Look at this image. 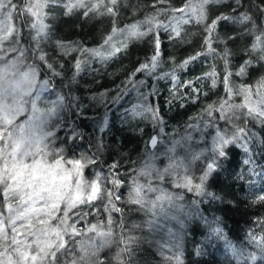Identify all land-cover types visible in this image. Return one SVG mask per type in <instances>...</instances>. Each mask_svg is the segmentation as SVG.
Segmentation results:
<instances>
[{
	"label": "snow or ice",
	"instance_id": "6c2138e0",
	"mask_svg": "<svg viewBox=\"0 0 264 264\" xmlns=\"http://www.w3.org/2000/svg\"><path fill=\"white\" fill-rule=\"evenodd\" d=\"M121 5L138 10L127 0H0V264H86L92 254L90 249L95 245L91 238H84L82 226L89 216L100 215L97 201L104 205L109 227L107 231H100L98 225L93 224L87 228V232L95 233L105 244L110 243L108 238L112 236L113 214L121 215L119 227L121 230L125 227L123 204L135 205V210L150 214V218L144 222L149 230L157 226L159 216L177 221L182 227L183 222L178 221L176 215H169L165 204L182 212L184 197L154 186L150 179L141 183V178L155 175V179L164 182L175 173V187L186 189L196 196L220 199L214 193L206 192V183L218 169L220 159L228 156L227 149L233 144L239 145L247 154L253 135L249 122L264 126V76L256 81L254 87L244 83L237 87L233 83L234 76L243 78L264 69V26L257 23L249 10L241 11L244 0H179V3L176 0H151L148 5L151 14L124 27L118 25ZM212 5H227L231 11L209 16L208 8ZM57 8H63L65 15L80 12L85 19L111 17L113 26L110 34L100 47L93 48L75 42L52 41L47 21L54 18L53 12ZM249 9H255L260 17H264V3L252 0ZM194 21L198 26L202 25L198 33L200 51L182 62L172 57L171 70L158 72L166 64L162 56L160 33L167 34V39L174 45L189 43L191 41L186 39L188 33L185 26ZM225 25L236 26L232 32L237 34L221 36L220 29ZM241 28L243 31L238 32ZM145 37L148 38L152 54L146 56L131 72L132 78L125 81L126 85L138 91L139 96V103L129 109L128 116L131 119L149 120L161 131L164 126L163 114L149 103L150 96L157 94L156 90L153 87L150 92H140V88L148 85L145 79H134L137 74L156 80L169 79L175 91L179 83L178 71L209 57H219L223 61L222 75L218 74L219 70L213 64L195 81L183 85L191 88L197 94V99L201 89L196 88L195 84L201 81H211L212 88L219 82L224 88L223 98L209 105L198 123L191 125L213 130L210 155L200 152L193 157L195 161H204L199 176L192 174L188 166L183 174L176 172L177 164L171 159L172 162L162 172L155 170L153 173L149 162L131 173L127 170L122 173V162L113 161L105 165L97 159L102 143L96 144V153L92 155L68 158L60 144H67L69 140L75 143L82 134L63 120L55 121L54 131L49 129L39 134L44 123L51 120L59 108L67 107L83 116L85 107L76 96L57 93L54 100L45 99L44 93L49 91L52 80H38L40 69L46 68L44 75L50 74L51 77L63 75L45 51L46 43H54L65 56L79 53L73 63L72 79L75 81L76 76L93 60L107 62L126 51L129 40H143ZM245 37L251 38L250 46L244 49L249 58L243 60L233 72L228 42ZM220 44L222 48H218ZM254 63H259L260 69L254 68ZM127 90L125 87L124 91ZM117 92L123 95L119 88ZM105 95L100 93L99 98L102 100ZM238 96L242 97L243 102H235ZM92 99L98 100V97L93 96ZM220 121H223L222 125ZM107 127L106 115L97 120L100 133H104ZM149 143L155 147L157 137L151 136ZM177 144L179 141H175L168 151L175 152ZM244 163L253 164L254 161L249 157ZM97 166L99 170L87 178L85 170ZM129 178V194L127 198H122L120 189ZM261 192L264 193V189ZM148 193L155 194L154 198H149ZM121 200V206H117ZM192 203L195 205L198 201ZM253 203H264V194L256 196ZM257 224L260 233L250 231L248 240L264 256V219L258 220ZM137 226L133 223L131 227ZM169 233L172 234L171 229ZM211 233L226 239L219 226L211 228ZM133 240L131 235L121 238L120 243L125 247L117 254V260H120L122 253H127L128 244ZM229 248L234 255H238L242 264L256 260L254 253L244 255L242 250L237 253L231 244ZM196 254H200L199 249ZM182 255L179 250L173 251L167 258L169 264H183Z\"/></svg>",
	"mask_w": 264,
	"mask_h": 264
},
{
	"label": "trees",
	"instance_id": "16d2710c",
	"mask_svg": "<svg viewBox=\"0 0 264 264\" xmlns=\"http://www.w3.org/2000/svg\"><path fill=\"white\" fill-rule=\"evenodd\" d=\"M251 2L252 0H244V8L241 11L249 10L257 23L264 26V17H260L255 9H249ZM256 2L264 3V0H256ZM127 3L135 5L138 10L121 5L119 27H124L140 19L143 20L146 15L151 14V9L148 7L151 0H127ZM176 3H179V0H176ZM227 8V5L209 6L208 15L214 16L222 11H231ZM53 17L47 21L51 28L52 41L75 42L87 48L100 47L113 26L111 17L97 16L85 19L80 12L65 15L63 8L55 9ZM233 27L236 26L225 25L220 29V35L237 34L232 32ZM185 28L188 39L194 30H202V25L198 26L194 21L192 24L186 25ZM239 31H243V29H238ZM160 35L162 49H165L167 45H173L167 39V34L160 33ZM190 41L189 44L193 42ZM250 44L251 38L249 37L228 42V47L232 53L231 70L233 72L239 68L243 60L249 58L244 49ZM44 47L52 62L56 64L57 70L63 73L61 77L47 75L52 80L54 90H61L66 96L79 97V102L85 106L83 116L77 115L74 110L70 111L67 107H63L59 120L71 124L82 134L77 137L75 143L69 140V143L66 144L67 147H65L66 150L68 148L79 150L80 148L86 155H92L96 153V144L102 143L103 147L97 155V159L105 165L113 161H120L125 164V162L130 163L135 160L136 165L133 170L149 162L153 172L159 170L158 167L166 162L163 154L170 144H173L172 142L176 141L178 136L185 134L190 125L198 122L209 105L214 104L224 96L223 85L219 82L215 88H212L211 81H201L195 84L196 88L201 89L198 99L197 94L191 88L183 86L188 81H195L196 77L209 71L210 65L213 64L219 70L218 74L222 75L224 66L219 57L203 59L185 70L178 71L179 83L175 91L169 79L156 80L138 73L134 79H145L148 85V87H144L142 92H150L153 87L156 90L157 94L150 96L149 103L163 114L164 126L161 131L149 120L131 119L128 116L129 109L139 101L133 98L132 87L126 85L125 81L132 78L131 72L151 53L152 49L147 37L143 40H129L127 50L117 54L107 62L101 63L98 60H93L89 66L85 67L84 71L76 76L75 81L72 79L74 75L73 63L74 57L78 56L79 53H70L65 56L62 54V50L55 47L54 43H46ZM222 47V44L218 45V48ZM198 51H200V46L195 50V53ZM253 67L260 69V64L254 63ZM170 70L171 66L166 69H158V72ZM40 71L41 76H43L47 69L42 68ZM262 76H264V69L243 78L234 76L233 83L237 87L241 83L254 87L256 81ZM125 87H127V91H124ZM118 88L120 92H123L122 96L117 92ZM100 93H106L102 100L99 98ZM93 96H97L98 100H93ZM118 96L119 99H117ZM238 98L239 96L235 98V101ZM107 111L109 112V117L106 115L108 127L104 133H100L97 129V120L102 119ZM173 111H176L175 115ZM188 111L195 119L190 123L181 125L178 120ZM165 115L167 118L164 119ZM249 128L253 134L252 140L248 144L249 152L246 154L244 149L236 144L229 146L227 149L228 156L220 159L218 169L212 173L206 183V192H212L220 199H211L210 197L200 199V196H196L187 190L183 193L181 188H172L167 183L169 178H166L164 182L158 181L153 176L147 178L154 186L169 190L172 194L183 196L182 202L190 207L199 208L201 205H206V212L200 213V211L194 210L186 214L183 213L184 215L180 219L183 226H175V233L167 235L162 230L155 229L156 227L149 230L144 225V222L150 218V214L146 215L143 210H135L137 208L135 205L123 204L125 210L123 217L125 227L123 230L119 227L121 215L115 213L113 214L114 223L111 225L112 236L108 238L110 243L105 244L102 240H95V238L92 240L95 247L90 249V252L99 251L96 255V261L100 262L99 264H122V262L123 264H152L153 262V264L155 262L157 264L158 261L159 264H167L169 263L167 258L171 256L172 252L179 250L185 258H183V264H242L238 255L235 259L236 255L229 248V244L236 248L237 253L240 250L244 251L241 249L243 246L248 249L256 248L249 243L248 235L250 231L259 234L257 230L260 227L257 221L264 219V206L250 205L245 201L248 196L254 198L264 194L261 192V189H264V126L249 122ZM155 134L160 137V142L151 151L146 146L145 141ZM145 149L149 153L146 155L145 161L140 164L138 161L141 152ZM69 153L72 152L69 151ZM249 157L254 161L253 164L244 163V160ZM88 170L98 171L99 167H90ZM104 170L106 171V167ZM191 173L194 174V171L191 170ZM231 175L233 176L231 177ZM130 184L131 178L120 189L122 198H127L129 194L128 185ZM109 187L111 186L109 185ZM154 195L148 193L149 198H154ZM194 200L198 201L195 205L192 203ZM122 202V200L118 201L117 206H121ZM96 203L101 209L100 215H91L87 218V222L82 226V231L85 232L84 238L93 236L94 233L87 232V228L93 224H97L99 230H101L100 227H109L107 224L108 214L103 211V203L100 201ZM94 210L93 212H95ZM206 221L211 222V224L206 223ZM133 223L138 226L132 228ZM217 226L223 230V236H226V239L211 233V228ZM129 235L134 237V240L128 244L127 253H122L120 260H117V254L121 253V249L125 247L124 244L120 243V240ZM98 242L102 243L101 246ZM76 247L79 251V244ZM197 248L200 251L199 255L196 254ZM166 253H169L167 258L163 256ZM89 264H94V262L89 261ZM249 264H264V261L258 260L256 263L249 261Z\"/></svg>",
	"mask_w": 264,
	"mask_h": 264
},
{
	"label": "rangeland",
	"instance_id": "374dc122",
	"mask_svg": "<svg viewBox=\"0 0 264 264\" xmlns=\"http://www.w3.org/2000/svg\"><path fill=\"white\" fill-rule=\"evenodd\" d=\"M133 23H136V22H133ZM200 31L201 30H196V31L194 30V32L191 33V36H189L188 39L186 38L187 40H192L193 41L191 44L184 43V44L174 45L172 43L173 45L165 46V49L163 48L162 56H163L164 61H166V64H165L164 67H162L160 69H163V68L166 69L167 67H170L171 66V58L172 57H174L177 60V62H179V61H182L187 56L192 55L193 53H195V50L199 48L200 43H201L200 36L198 35V33ZM132 40H135V39H131V41ZM187 44H189V45H187ZM188 46H190V47H188ZM151 54H152V51H151V53H149V56ZM40 75H41V71H40ZM41 78L49 79V77L47 75H44V74H43V76H41ZM38 80H40V79L38 78ZM144 89L145 88L142 87V88L139 89V91L142 92V90H144ZM131 90H132V92L134 94L133 98L137 99L139 101L138 91L135 88H133V87H132ZM57 93L62 94L61 92H59V90H57V89L54 90V88H53V86L51 84L50 87H49V91L44 93V97H45V99L51 101V100L55 99V96H56ZM235 102L236 103L243 102L242 101V97H239ZM62 110H63V108H59L57 110L56 115L51 120H49V121L44 123V125L42 126V128L39 131V134H43V133L47 132L49 129L54 131L53 125H54L55 121L59 120V118L61 117L62 112H63ZM176 111H173L174 113L173 112H170V113L171 114L173 113L175 115ZM107 113H108V111H107ZM168 115H170V114L168 113ZM165 118H167L166 115H165L164 119ZM194 119H195V117L191 114L190 111H188L184 115L181 116V119L178 120V122L181 125H184V124L190 123ZM194 123H198V122H194ZM220 124L222 125L223 121H220ZM189 127L190 128L187 130V132L185 134L180 135V136L177 137L176 141H179V144L176 145V151L175 152H169L168 151L169 148H171L173 146V144H170V146L166 149L165 153L163 154V157L166 158L165 159L166 162L163 165H160L158 167L161 172L169 165L170 162L173 161V162H176V164H177L176 172H179V173L183 174V172L185 170V167L188 166L189 170L190 171L191 170L194 171V174L196 176L200 175V168L203 166L204 161H203V159H201L200 161H195L193 159V157L196 154H199L200 152H204L205 155H210L209 149L211 148L213 130L211 128L204 129L202 127H196V126H193V128H192L191 125ZM63 135L64 134L62 133L61 134V138H63ZM151 136H156L157 140H158V143L160 142V137L158 135L155 134V135H151ZM145 142H146V146H148V149L152 151V149L149 146L150 143H149V139L148 138H147V140ZM174 142H172V143H174ZM60 146L65 149V155L68 158H79L81 156V154H85L84 151L80 150V148H79V150L77 148H71V149L68 148V150H66V148H65V147H67L66 144L61 143ZM144 147H145V143H144ZM69 151H71L72 153H69ZM148 153H149V151L147 149H145L143 152H141L140 160L138 161V162H140V164H142V161H145V157H146V155ZM135 165H136V161L135 160H133L130 163H126L125 162V164L122 163V167H121L120 170H121V172H125V170H127L128 172H131V171H133ZM93 172L94 171H92V170L89 171L88 169H86L85 170V176L87 178H91ZM232 176L233 175H231V177ZM153 177H155V175H153ZM70 179H71V177H69V180ZM146 179L147 178L142 177L140 182L141 183H145ZM175 180H176V174L173 173L172 176L169 177L167 183L170 186H172V188H176L174 183H173V181H175ZM181 189H182L183 193L186 190V189H183V188H181ZM166 191L169 192V190H166ZM206 197L207 196H200V199L201 198L205 199ZM255 198L256 197L253 198V197L248 196L245 199V201H247V203H249L250 205H255V206L256 205H261V206H264V203H253V200ZM181 203H183V202H181ZM183 205H184V208H183L182 212H177L174 208H172L168 204H165V208L168 211L169 215H176L178 217V221H180L182 215L186 214L187 212H191V211L195 210V211H200V213H202V212H206L207 211V206L206 205L205 206L201 205V206H199V208L198 207L196 208V207H193V206L190 207L188 204H184V203H183ZM214 209H217V208H214ZM186 218H187V216H186ZM186 224H184V225H186ZM175 226H180V224L177 221L166 219L164 216H159V217H157V226H156L155 229H158V231L162 230L167 235H170L169 229H171L172 230V234H174L175 233ZM100 228H101L100 231H107L108 230L107 227H104V228L100 227ZM257 231H258V233H260V228ZM162 237H163V235H162ZM93 238H95V240L96 239L102 240L100 237H96L95 233L93 234V236H91L92 240H93ZM163 238H165V237H163ZM98 243L101 246L102 243L101 242H98ZM103 243H104V241H103ZM241 249L244 250V251H242L244 255H247L248 253H254L256 255V260L252 261L253 263L258 262V260H261L262 258L264 259V256H262V254L260 253L259 249H257V248L248 249V248H245V246H243ZM98 253H99V251L98 252L94 251V253L89 255V257L86 260V264H89V261L94 262V264H99L100 262L96 261V255ZM168 255H169V253L163 254V256H165L166 258H167ZM183 258L184 257L182 256V259ZM236 258H237V255L235 256V259ZM184 259H183V261H184ZM210 262H211V260H210ZM155 264H156V262H155ZM157 264H159V261L157 262ZM167 264H169V263H167Z\"/></svg>",
	"mask_w": 264,
	"mask_h": 264
},
{
	"label": "flooded vegetation",
	"instance_id": "af4514ba",
	"mask_svg": "<svg viewBox=\"0 0 264 264\" xmlns=\"http://www.w3.org/2000/svg\"><path fill=\"white\" fill-rule=\"evenodd\" d=\"M38 78L41 79L40 71H39ZM59 92H61L63 95L66 96V94H65L63 91L60 90ZM105 115H107V116L109 117V112H108V113L106 112ZM154 149H155V147L152 149V151H153Z\"/></svg>",
	"mask_w": 264,
	"mask_h": 264
},
{
	"label": "bare ground",
	"instance_id": "6f19581e",
	"mask_svg": "<svg viewBox=\"0 0 264 264\" xmlns=\"http://www.w3.org/2000/svg\"><path fill=\"white\" fill-rule=\"evenodd\" d=\"M219 242V241H218ZM259 261H264V259L262 258L261 260H259Z\"/></svg>",
	"mask_w": 264,
	"mask_h": 264
},
{
	"label": "water",
	"instance_id": "95a60500",
	"mask_svg": "<svg viewBox=\"0 0 264 264\" xmlns=\"http://www.w3.org/2000/svg\"><path fill=\"white\" fill-rule=\"evenodd\" d=\"M151 149H153L154 147H152L151 145H149Z\"/></svg>",
	"mask_w": 264,
	"mask_h": 264
}]
</instances>
